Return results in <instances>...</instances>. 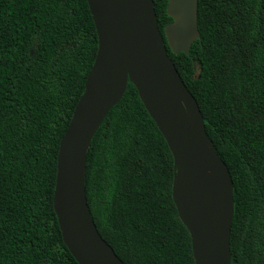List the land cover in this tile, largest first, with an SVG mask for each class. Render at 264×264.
Segmentation results:
<instances>
[{
    "label": "trees",
    "instance_id": "obj_1",
    "mask_svg": "<svg viewBox=\"0 0 264 264\" xmlns=\"http://www.w3.org/2000/svg\"><path fill=\"white\" fill-rule=\"evenodd\" d=\"M168 0H153L168 55L233 180L231 264H264V0H198L201 37L173 53ZM99 37L87 0H0V264H79L54 209L60 143ZM170 147L127 90L87 152L85 192L124 264H195L172 189Z\"/></svg>",
    "mask_w": 264,
    "mask_h": 264
},
{
    "label": "water",
    "instance_id": "obj_2",
    "mask_svg": "<svg viewBox=\"0 0 264 264\" xmlns=\"http://www.w3.org/2000/svg\"><path fill=\"white\" fill-rule=\"evenodd\" d=\"M99 47L58 154L54 209L79 264H124L102 238L85 192L87 152L128 83L164 135L177 169L172 196L192 240L195 264H231L233 180L210 141L198 102L168 55L153 0H87ZM173 53L201 37L198 0H168Z\"/></svg>",
    "mask_w": 264,
    "mask_h": 264
}]
</instances>
